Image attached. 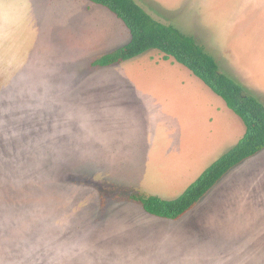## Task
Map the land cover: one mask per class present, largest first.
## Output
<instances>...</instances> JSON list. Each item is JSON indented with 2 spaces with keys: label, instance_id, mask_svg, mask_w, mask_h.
Masks as SVG:
<instances>
[{
  "label": "rangeland",
  "instance_id": "374dc122",
  "mask_svg": "<svg viewBox=\"0 0 264 264\" xmlns=\"http://www.w3.org/2000/svg\"><path fill=\"white\" fill-rule=\"evenodd\" d=\"M68 1L0 0V264H264V149L228 171L182 217L148 213L130 194L181 196L220 157L208 151L213 140H235L230 119L217 114L213 134L208 123L198 133L195 116L169 135L153 130L177 112L171 102L155 108L145 97L158 94L145 79L139 85L144 67L168 64L153 71L158 78L189 76L156 49L91 65L124 45L130 32L90 0H75L78 12L67 19ZM85 1L91 9L79 6ZM136 1L194 35L264 103V0ZM111 16L121 36L109 28ZM190 101L183 107L192 116L202 100ZM168 138L176 141L174 169L149 165V150L175 147Z\"/></svg>",
  "mask_w": 264,
  "mask_h": 264
},
{
  "label": "trees",
  "instance_id": "16d2710c",
  "mask_svg": "<svg viewBox=\"0 0 264 264\" xmlns=\"http://www.w3.org/2000/svg\"><path fill=\"white\" fill-rule=\"evenodd\" d=\"M90 1L112 11L131 34L128 43L95 58L91 65H113L156 49L165 58H174L190 69L220 95L245 124L240 140L211 163L178 198L168 200L141 192L129 196L152 215L178 219L194 208L228 171L264 149V103L243 83L223 71L216 57L194 35L157 20L136 0Z\"/></svg>",
  "mask_w": 264,
  "mask_h": 264
},
{
  "label": "crops",
  "instance_id": "0c3cea01",
  "mask_svg": "<svg viewBox=\"0 0 264 264\" xmlns=\"http://www.w3.org/2000/svg\"><path fill=\"white\" fill-rule=\"evenodd\" d=\"M74 2H75V0H69L68 3L64 6L67 19L69 18L70 11L74 10V11L78 12V8H76V10H75L73 7ZM93 3H95V2H93ZM79 6L83 10H88L89 8L91 9V3H87L86 1L83 2ZM100 12L103 13L102 17H105L108 14L107 12L106 13H104L103 11H100ZM107 22H108L107 24H109L108 25L109 28L112 29V31H114L115 34H118L119 36L122 35L123 30L121 29V26L116 24V21L112 16L108 19ZM115 34H113V35H115ZM130 39H131V37H130ZM130 39L127 40L126 43H128L130 41ZM114 49H116V48H114ZM108 52H110V51H108ZM127 61H129V60H127ZM173 63L176 64V66H175L176 68H179L180 70H182L183 75L185 74V75L189 76V78H188L189 80L180 81V80H178L177 74H174V77H169L168 79H164L161 77L160 78L154 77V72H153L154 70L158 71L160 69L166 68V66H168V64H166V65H163V64H159V65L148 64V65H146L144 67L145 73L143 74V77L140 79L139 85L141 83L144 84V81H142V79H145L147 81V83H145V86L147 87V89L148 90L152 89L149 91H153L159 95V96L154 95L153 97L145 95V97H147L150 100V102L154 105L155 108L156 107L159 108V105H160L161 100H162V101L169 102V103L171 102L172 103L171 106L173 108H175L174 114L177 112L176 118L174 115L172 116V118H169L166 116L165 118L160 119L158 122L156 121V124H154L153 130H159V131L164 130L165 133L167 135H169L168 131L173 129L174 125H176V124L179 125L180 123L190 122L191 117L194 121V116H195L196 118L200 119V122L198 123L199 124L198 133L200 131V127L204 126L203 123H208L207 124V126L209 127V129L207 131L208 134H213L214 132L218 133L219 129L216 127V125H214V120L216 118V115L217 114H220V115L224 114L227 117V114H228L227 121L229 123V119H230V122H231L230 126H228V132L229 131L231 132L229 137L234 135L233 138H235V140H232V137H231V140L225 139V138H221L219 141L213 140L214 143L211 144L208 151L213 155V159H215L216 157L223 155V153H226V151L231 149L240 140V138L244 134V132L242 133V124L240 123V121L236 120V118L234 117L235 115H233L232 113H230L228 111V110H232V109L226 104L225 100L220 95H219V97H217L216 95H218V94H216L206 83H204L203 80H201L198 76H196L185 65L181 64L180 62H178L176 60L169 63V64H173ZM117 64H120V63H117ZM130 69L133 71L132 68H130ZM130 73L132 74V72H130ZM155 74H157V73H155ZM136 85H138V84H136ZM204 86L209 87L216 95H214L210 91L205 90ZM165 88H167V90H165ZM142 96H144V95H142ZM156 96H158L159 98H155ZM172 96H177L176 100L171 98ZM195 96H197L198 99H201L202 102L201 103L200 102L195 103L193 105L194 110H193L192 116H191V114L188 115V112H185V109L183 106L186 102L191 103L190 100L192 98H194ZM207 96H211V97L207 98ZM181 100H184V101L181 103ZM191 105H192V103L190 104V106ZM236 115H238V114H236ZM160 117H161V113L158 116H156L155 119H152V118H150V119L156 120ZM177 121H178V123H177ZM169 122H171V123H169ZM162 124H164L165 126H163ZM166 130H168V131H166ZM223 131H224V129L221 131V133H223ZM186 135H187L186 131H185V134L183 132H181V136H184L183 137L184 139H185ZM179 137L180 136L178 135V138ZM172 139L168 138V140H172L171 145L175 146V147L172 146L171 150H170V143H162L160 148L149 150L151 153V154L149 153L150 154L149 155V165L152 161H155V162H159V165L161 164L165 168L169 167V168L174 169L175 161L177 158V155H176V151H177L176 148L177 147H176V141L174 140V138H172ZM231 145H233V146H231ZM230 146H231V148H228ZM151 147H153V144H151ZM180 148H182V150H179V153L182 152V154L184 155V153L187 151L188 144L185 141H183L182 144L180 145ZM215 152H217V154H214ZM159 154L161 155L160 159H159ZM183 164H185V163H183Z\"/></svg>",
  "mask_w": 264,
  "mask_h": 264
}]
</instances>
